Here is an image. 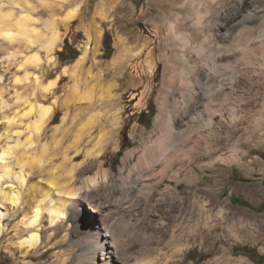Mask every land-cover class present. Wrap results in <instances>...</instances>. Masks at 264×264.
<instances>
[{
  "label": "rangeland",
  "instance_id": "1",
  "mask_svg": "<svg viewBox=\"0 0 264 264\" xmlns=\"http://www.w3.org/2000/svg\"><path fill=\"white\" fill-rule=\"evenodd\" d=\"M24 1L15 7L16 12L20 8L27 11L32 8L34 17L39 19L36 27L49 37L52 30H47L44 22L55 21L63 40L48 53V44L31 49L25 43H15L12 47L0 38V85L8 104L4 112L18 116L16 125L23 131V140L26 126L35 120L33 114L24 115L25 110H29L26 100L33 102L38 97L45 100L46 105H53L55 110L53 120L45 125L47 138H50L46 139L51 141L52 128L63 127L59 137L63 143L59 147L55 145L56 153L72 146L74 135L84 127L86 132L79 144L81 157L77 161L83 162L89 150L105 148L99 162L90 164L92 173L98 170L100 162L119 173L126 152L140 150L145 145H152V153H160L158 144L152 142L166 128V123L156 125L160 106L166 99L175 101L179 96L177 90L188 89L187 84L180 85L179 80L171 88L168 72L171 42L175 40L170 23L175 21L178 12H167L165 19L161 6L163 0ZM10 4L9 0L0 3L5 9L10 8ZM73 10H77V16L70 22L67 18ZM263 20L260 18L258 23L250 25L255 37L249 41L248 66L234 62L232 80L226 82L229 93L226 97L221 96L222 102L226 103L225 111L215 115L214 130L207 127V117L194 125L197 131H189L183 138L190 148L201 143V150L189 153L183 164L176 165L180 176L175 178L169 173L151 191L152 196L149 195L148 199L146 195L134 194L123 200V203L128 201L127 204L133 205L131 226L138 240L151 243L152 251L156 255H165L167 264L168 261L169 264H264V207L257 208L264 201ZM185 27L184 30L190 31L188 25ZM97 30L102 31L101 40L90 43L86 60L75 67L73 64L88 37ZM240 40L237 37L230 45L238 47ZM211 48L213 50V46ZM34 54L40 58V64H30L31 61L27 60ZM49 56L55 57L56 64L48 62ZM27 76L31 77L26 81ZM242 78H246L250 85L239 83ZM39 84L42 87L39 88ZM50 84L54 85L46 89ZM218 84L219 79L215 85ZM92 86L94 91L90 89ZM75 89L80 94L91 90L94 97L89 101H73L66 111L62 102ZM105 90L107 92H103ZM206 99L202 97L204 102ZM4 112L0 113V132L5 129ZM142 113L145 116L141 118ZM91 117L92 122L89 121ZM180 129L187 130L185 125ZM39 132L37 136L42 140L44 129ZM99 136H104L101 143L96 141ZM36 141L34 139L32 146L26 149H38ZM114 143L118 144L114 146ZM60 156H53V159L59 163ZM133 163L127 164L125 171ZM258 190H262L261 193ZM252 192L256 195V203L250 201ZM234 196L240 197L246 206L238 204ZM194 201L197 206L193 205ZM81 214L82 217L96 216L88 203L84 204ZM11 234L14 230H10ZM241 245L250 249L248 256L234 253L233 247ZM142 247L138 244L135 251ZM53 252L51 250L43 259L50 258ZM0 264L10 262L3 258Z\"/></svg>",
  "mask_w": 264,
  "mask_h": 264
},
{
  "label": "bare ground",
  "instance_id": "2",
  "mask_svg": "<svg viewBox=\"0 0 264 264\" xmlns=\"http://www.w3.org/2000/svg\"><path fill=\"white\" fill-rule=\"evenodd\" d=\"M3 1L6 0H0V3ZM9 2L10 8L5 9L0 5L2 41L12 44V47L15 43H25L31 49L48 44V53L62 43L63 35L56 29L55 21L44 22L47 30H52L49 37L48 33L36 27L39 19L34 17L31 6L28 11L20 8L16 12L15 7L25 1ZM161 6L165 19L169 14L167 12H178L175 21L170 23L175 39L171 42V65H168L170 86L173 88L179 80L180 85L185 83L188 89L178 88L179 96L174 97L175 101L166 99L160 106L156 125L166 123V128L152 141L158 144L160 153H152V145H145L140 150L126 152L119 173L106 168L103 162L92 173L90 164L99 162L106 150L102 146L89 150L83 162L77 161L81 157L79 144L86 127L78 129L72 146L56 153L55 145L59 147L63 143L59 138L63 127L52 128L51 141L47 140L50 138H47L48 128L45 125L53 120L55 110L53 105H46L45 100L37 97L33 102L26 100L29 110H25L24 115L33 114L35 120L26 126L27 133L23 140V131L16 125L18 116L4 112L8 104L0 85V113L4 112L2 118L6 122L4 132H0V263L4 258L10 264H167L165 253L164 257L156 255L151 243L138 240L131 226L133 205L127 204L128 201L123 203V200H128L134 194L146 195L148 199L151 191L169 173H173L175 178L180 176L176 165L183 164L189 153L201 150V143L197 142L190 148L183 138L189 131H197L194 125L207 117V127L214 130L215 115L225 111L226 103L222 102L221 96L226 97L229 93L226 82L232 80L234 62L247 65L246 57L251 52L248 51L249 41L255 37L254 30L249 28L264 18V0H163ZM76 16L77 10H73L67 20L72 22ZM187 25L190 31L184 30ZM101 35L102 31L97 30L92 37H88L82 53L73 64L75 67L82 65L91 48L90 43H98ZM237 37L241 38V44L233 47L230 42ZM27 60L31 61L30 64H40L37 54ZM48 62L56 64L55 57L49 56ZM30 77L27 76L26 81ZM217 79L219 84L215 85ZM239 83L245 84L248 80L242 78ZM40 84L39 88L42 87ZM90 89L94 91V86ZM91 90L80 94L75 89L63 100L64 109L67 111L73 101L93 99ZM199 96L207 98V101L204 102ZM92 120L93 117L89 119L90 122ZM182 125L187 130L180 129ZM42 129L44 138L41 140L37 133ZM102 137H97L96 141L101 143ZM34 139L39 142L36 141L38 149L27 150L26 147L32 146ZM57 155H61L59 163L56 162L59 160L53 159ZM133 161L132 167L125 171V166ZM86 203L96 216L82 217L81 210ZM193 205L197 206V201ZM10 230H14L12 236ZM138 244L143 247L137 252L135 248ZM51 250L54 251L52 256L43 259Z\"/></svg>",
  "mask_w": 264,
  "mask_h": 264
},
{
  "label": "crops",
  "instance_id": "3",
  "mask_svg": "<svg viewBox=\"0 0 264 264\" xmlns=\"http://www.w3.org/2000/svg\"><path fill=\"white\" fill-rule=\"evenodd\" d=\"M260 193H261V191L262 190H258ZM258 191H257V194H258ZM253 194V195H252ZM234 197H236V198H234V199H236L237 200V198L239 199L240 197H238V196H234ZM255 197H256V195H254V192H252L251 194H250V201L252 202V203H256V201H255ZM241 199V198H240ZM262 204H264V201L263 202H261V204L260 205H257V208H259ZM254 205V204H253ZM237 247V248H236ZM245 248H248V246L247 245H241V246H235V247H233V251H234V253H239V255H242V256H245L244 254V250H245Z\"/></svg>",
  "mask_w": 264,
  "mask_h": 264
},
{
  "label": "trees",
  "instance_id": "4",
  "mask_svg": "<svg viewBox=\"0 0 264 264\" xmlns=\"http://www.w3.org/2000/svg\"><path fill=\"white\" fill-rule=\"evenodd\" d=\"M75 58H77V57H75ZM143 116H145V113H142L140 117L142 118ZM237 201H238L237 203L240 204L241 206H246V203L243 202V200H240V199L237 198ZM260 207H264V204H262ZM244 251H245L244 255L248 256V253H249L250 249L249 248H245Z\"/></svg>",
  "mask_w": 264,
  "mask_h": 264
},
{
  "label": "snow or ice",
  "instance_id": "5",
  "mask_svg": "<svg viewBox=\"0 0 264 264\" xmlns=\"http://www.w3.org/2000/svg\"><path fill=\"white\" fill-rule=\"evenodd\" d=\"M236 2H239V0H236Z\"/></svg>",
  "mask_w": 264,
  "mask_h": 264
}]
</instances>
